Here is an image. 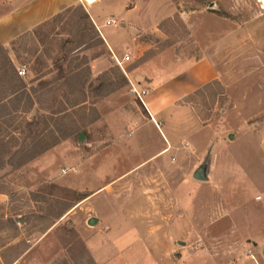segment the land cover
I'll return each mask as SVG.
<instances>
[{
    "label": "rangeland",
    "instance_id": "374dc122",
    "mask_svg": "<svg viewBox=\"0 0 264 264\" xmlns=\"http://www.w3.org/2000/svg\"><path fill=\"white\" fill-rule=\"evenodd\" d=\"M7 1L0 0V16L10 10ZM65 2L0 43V97L21 91L0 120L1 160L14 163L0 168V192L7 197L0 203L3 263L264 262L263 250L229 222H213L206 210V197L230 180L240 192L257 190L239 178L243 157L235 147L245 135H257L264 115V0ZM70 7L76 9L54 18ZM83 12L91 22L78 23ZM101 55L107 67L93 75L90 61ZM202 58L212 61L218 77L156 114L173 142L170 152L155 156L152 148L162 140L134 88L153 97L160 74L174 75L170 67ZM182 106L188 119L177 110ZM45 146L15 166L17 150ZM206 158L210 180L197 181L192 173ZM195 197L201 206L194 215Z\"/></svg>",
    "mask_w": 264,
    "mask_h": 264
},
{
    "label": "crops",
    "instance_id": "0c3cea01",
    "mask_svg": "<svg viewBox=\"0 0 264 264\" xmlns=\"http://www.w3.org/2000/svg\"><path fill=\"white\" fill-rule=\"evenodd\" d=\"M65 1L69 0H8L7 2L10 10L0 16V43L2 45L7 44L18 34L27 31L39 22L46 20L56 12V8L65 5ZM99 33L105 43L111 47L109 43L112 42L108 40L106 34L104 36V33H102L101 30H99ZM178 66L179 68L176 70H173L170 67L171 71H176L173 73L174 75L171 73L170 76L167 77L163 76V74L158 76V78L154 81L156 85L153 87L157 88V91L154 92L153 97L151 95L152 93H145V95L143 94L140 96L141 104L146 109L150 119L155 123L156 127H153L158 131L162 140L160 145L152 148H157L155 156L170 152L172 149L170 143L173 142L171 141L172 137L169 135L168 128L164 125L160 126L156 122V114L160 115V110L164 109L167 104H173L174 102L181 100L189 92H192L200 85L218 77L212 61H209L207 58L191 61L189 63L185 62L182 65L178 64ZM106 67V59L103 55L90 61V68L93 75H97L102 70H105ZM176 77H178V79ZM157 82L159 84H157ZM158 85H163V88ZM134 89L136 92L141 90L137 89V87ZM108 98L113 97L110 95ZM177 110L182 116L189 118L188 107L182 106ZM261 114H264V110ZM261 120L264 121V115L263 118H260L257 121V135H245L244 138L239 141V145L235 147L236 153L239 154L238 156L243 157V159L237 162L236 166L239 178L243 179L245 183L250 184V186L253 185L257 190L253 191L252 189H249V187L248 189L240 192L234 185H232V181L230 180L223 188H221L220 191L214 192L206 197V210L208 217L211 218V216L215 215L216 218L214 217L215 220L213 222H220V224H223L225 221L227 223L229 222L231 224L230 227L232 231H237L246 236L251 241L249 243L256 244L253 245L257 248V252L263 250L262 253L264 255V132L260 130L261 123L259 121ZM184 122L186 121H180V123ZM189 122L192 123L193 121L191 120ZM147 123L142 124L139 129L147 125ZM136 132L137 130L135 132L133 130L127 139L131 140ZM165 143L167 144L166 147L164 146ZM148 157L135 167H139L153 158L152 156L151 158ZM254 160H256L255 162L258 161L257 169L252 172L250 164ZM202 163H205L206 165L205 172L207 179L198 180L193 178V176L192 178L197 181L209 182L210 167L208 159L206 158L203 160L196 167V169ZM248 167H250V169ZM196 169H194V171ZM130 171L131 170H129V172ZM114 181L116 180L113 179L107 183H112ZM251 188L253 187L251 186ZM101 189L102 187H100L99 190L97 189L94 193H97V191H100ZM6 199L7 197L5 192H0V203H3ZM179 200H182L181 196L179 197ZM199 201L200 199L195 197L191 203V213L193 212L194 215L200 211L199 208L201 206V202L199 203ZM178 209L179 207L176 205L174 212L177 213L176 211H178ZM1 248H3V245H0V249ZM248 250L251 251V249ZM250 256L254 259V254H251ZM248 260L250 259L244 260V262L252 264V261ZM16 262H18V258H15L13 261H9L5 264H16ZM0 264H4L1 259V254ZM257 264H264V262L257 258Z\"/></svg>",
    "mask_w": 264,
    "mask_h": 264
},
{
    "label": "trees",
    "instance_id": "16d2710c",
    "mask_svg": "<svg viewBox=\"0 0 264 264\" xmlns=\"http://www.w3.org/2000/svg\"><path fill=\"white\" fill-rule=\"evenodd\" d=\"M74 9H76V7L66 8V9L62 10L61 12L57 13V14L54 16V18H56V17H61V16L65 15V14H67L69 11L74 10ZM83 14H84V16H79V17H78V23H80V22L83 21V20H88L89 22H91L90 19H89L88 14L85 13V12H83ZM52 18H53V17H52ZM90 24H91V23H90ZM92 26H93V25H92ZM92 29H93V28H92ZM97 33H98L97 31H94L95 36L99 37V34H97ZM12 43H13V42H12ZM80 46H81V45H80ZM0 50H1V48H0ZM1 56L5 58V55L3 54L2 51H1ZM6 65L12 67V66L9 64V62H7V61H6ZM14 92H15V91H13V93H14ZM20 92H21V91H17V92H15L12 96L18 95ZM12 96H9V97H8V95H2V96L0 97V120H2L5 116H7V114H8L9 112H11L10 109H9V107H8V105H9L8 102H9V100H10V98H11ZM6 97H7V98H6ZM31 122H32V121H26V125H27L28 127H30ZM46 149H47V146H45V147H43V148H41V149H26V148H22V149H21V148H20L19 150H17V151L15 152V154H19V156H20V159H19L20 162L15 163V166L22 165V164L28 162L29 160L33 159L34 157L40 155V154H41L42 152H44ZM31 150H32V151H31ZM4 153H5V151H3L2 153H0V168H2L3 165H5L6 163H9V161H4V162L2 161V160H3V154H4ZM1 158H2V160H1ZM9 164H13V165H14V163H9Z\"/></svg>",
    "mask_w": 264,
    "mask_h": 264
},
{
    "label": "water",
    "instance_id": "95a60500",
    "mask_svg": "<svg viewBox=\"0 0 264 264\" xmlns=\"http://www.w3.org/2000/svg\"><path fill=\"white\" fill-rule=\"evenodd\" d=\"M209 8H214L215 7V3L214 2H211L209 3L208 5ZM83 137V134L80 133V136H79V139H81ZM229 138H232L233 137V134H229L228 136ZM206 165L205 163H202L193 173V178L195 179H198V180H206L207 179V176H206ZM96 218L92 217L88 220V223L90 225H93L95 222H96Z\"/></svg>",
    "mask_w": 264,
    "mask_h": 264
},
{
    "label": "built area",
    "instance_id": "2783aa9c",
    "mask_svg": "<svg viewBox=\"0 0 264 264\" xmlns=\"http://www.w3.org/2000/svg\"><path fill=\"white\" fill-rule=\"evenodd\" d=\"M108 22H110V21H108ZM128 59H129V56L126 55V56L124 57V60H128ZM18 73H19V74H22V73H23V70L21 69L20 71H18ZM145 91H146L145 89H141L139 92H136V94H137V96L141 99L140 96L143 95V94L145 93Z\"/></svg>",
    "mask_w": 264,
    "mask_h": 264
}]
</instances>
